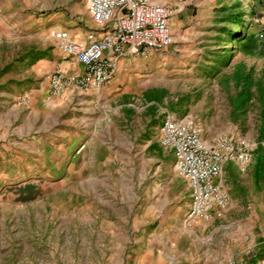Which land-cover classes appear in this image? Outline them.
Here are the masks:
<instances>
[{"label":"rangeland","instance_id":"rangeland-1","mask_svg":"<svg viewBox=\"0 0 264 264\" xmlns=\"http://www.w3.org/2000/svg\"><path fill=\"white\" fill-rule=\"evenodd\" d=\"M165 3L180 7L167 51L128 61L121 84L54 96L48 79L68 60L52 33L96 29L86 1L0 0V264H195L210 239L231 247L224 264L249 261L264 232L251 220L255 205L264 220V140L255 99L240 110L231 99L235 67L264 74V0ZM169 114L209 145L232 137L254 154L220 180L221 219L185 225L190 191L158 141Z\"/></svg>","mask_w":264,"mask_h":264},{"label":"built area","instance_id":"built-area-1","mask_svg":"<svg viewBox=\"0 0 264 264\" xmlns=\"http://www.w3.org/2000/svg\"><path fill=\"white\" fill-rule=\"evenodd\" d=\"M87 13L97 25L77 39L70 30H55L53 39L64 58L83 68L54 72L48 79L54 96L102 90L124 61L148 60L173 44V11L165 0H85ZM160 146L174 156V171L190 191L185 225L195 228L221 219L230 197L220 181L225 165L245 172L254 154L244 141L224 137L209 145L188 120L168 115L159 130ZM227 264H250L230 259ZM254 264H264V258Z\"/></svg>","mask_w":264,"mask_h":264},{"label":"crops","instance_id":"crops-1","mask_svg":"<svg viewBox=\"0 0 264 264\" xmlns=\"http://www.w3.org/2000/svg\"><path fill=\"white\" fill-rule=\"evenodd\" d=\"M168 5V4H167ZM172 11H173V17L175 14H177L178 12H180V7L176 6V5H168ZM178 7V8H177ZM182 15L179 13L178 14V19H181ZM78 35L76 36L74 34V37L77 39H85L86 38V32L83 31V27L77 29ZM73 65V69L71 68ZM130 64L128 63V61H124L120 64L118 72L114 78V80L111 82L114 85L117 84H121L124 79L128 76L131 67L129 66ZM61 70L64 72H68L69 69L74 70L76 68V64L74 61L68 60L67 62H63L61 65ZM79 66V65H78ZM80 71L83 70V68L81 66H79ZM123 80V81H122ZM109 85V84H108ZM110 97H106V99H109ZM105 99V98H104ZM67 101L70 102H74L75 100L77 101H81L83 103H95L97 102V104H99V102L102 100V97H67L66 98ZM234 167L238 169V167L234 164H227L224 167L223 170V174L221 176L222 182H227V179L223 178V176L225 177V175H228L233 172ZM262 171H255V188L257 189L260 185H262L263 182V178H260ZM236 174V173H235ZM244 178V175H242ZM232 179V178H231ZM236 180V177L230 181V182H234ZM244 180V179H243ZM262 209L259 208L258 206L255 205V210L253 209V211L251 212V215H255L251 218V220H253V222H255L257 228L259 229H263L264 230V220L262 219L261 214H263L261 211ZM264 210V208H263ZM263 238V240L260 242V240ZM258 239L256 240L255 243L251 242L249 243L246 249H243V245L242 242H240L237 246L242 247L243 251H247L246 252V256L249 258L248 262H253L252 259L255 258V261H259L261 259L264 258V232L261 235H258ZM253 246V247H252ZM230 246L228 243H226L225 241H222L221 239L219 241H217V243L213 242L211 239L209 241L208 244L204 245L203 248V254L200 255L201 252H198V260H200V262H202L203 264H224L225 261L228 259L229 254L228 252L230 251ZM242 253V251L240 252ZM249 255V256H248ZM246 257V258H247ZM260 258V259H259ZM197 259V258H195ZM200 262L195 263V264H201ZM148 264H157V261H155L154 259H152L151 261H149Z\"/></svg>","mask_w":264,"mask_h":264},{"label":"trees","instance_id":"trees-1","mask_svg":"<svg viewBox=\"0 0 264 264\" xmlns=\"http://www.w3.org/2000/svg\"><path fill=\"white\" fill-rule=\"evenodd\" d=\"M236 23L242 25L243 19L240 17ZM233 79L239 90L237 95L231 99L232 106L235 110L244 109L249 102L255 99L259 105V139L264 140V74L260 79H256L253 69L246 71L243 65H238L235 67Z\"/></svg>","mask_w":264,"mask_h":264}]
</instances>
